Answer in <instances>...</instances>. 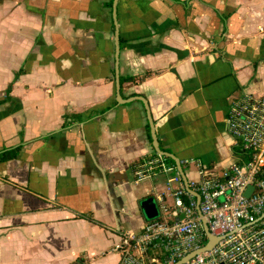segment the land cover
<instances>
[{"label":"crops","instance_id":"0c3cea01","mask_svg":"<svg viewBox=\"0 0 264 264\" xmlns=\"http://www.w3.org/2000/svg\"><path fill=\"white\" fill-rule=\"evenodd\" d=\"M117 69L135 81L118 90ZM9 84L0 264H117L141 201L160 212L175 174L197 178L177 161L220 176L245 159L225 120L232 98L264 95V0H0V101ZM157 155L169 173L136 184Z\"/></svg>","mask_w":264,"mask_h":264},{"label":"built area","instance_id":"2783aa9c","mask_svg":"<svg viewBox=\"0 0 264 264\" xmlns=\"http://www.w3.org/2000/svg\"><path fill=\"white\" fill-rule=\"evenodd\" d=\"M227 111V131L245 159L220 176L194 159L179 161L194 164L197 178L183 183L175 174L169 180L178 184L172 205H161L159 217L139 232L120 233L113 247L117 264H176L207 243L204 225L215 244L183 264H264V95L234 97ZM170 170L163 156L149 157L135 166L133 180L137 184ZM248 187L253 190L246 196Z\"/></svg>","mask_w":264,"mask_h":264},{"label":"water","instance_id":"95a60500","mask_svg":"<svg viewBox=\"0 0 264 264\" xmlns=\"http://www.w3.org/2000/svg\"><path fill=\"white\" fill-rule=\"evenodd\" d=\"M117 44H118V41H117ZM117 44H116V63H117V60H118V52H119V45H117ZM118 78H119V76H118V69H117V75H116L115 79H116L117 89L119 90L120 85H119V79ZM118 97H120V96L118 95ZM139 100L145 105L146 110L148 111L147 105L143 101V99L139 98ZM150 126H151V129H152L151 130V136H152V141H153V145L152 146H154V148L157 151V153H159L161 155H167V154L163 153L162 151H160L159 147L157 146L158 142H157V138L155 136V133L153 131V123L150 122ZM177 163L179 164V161H177ZM252 190H253L252 187H248L246 192H245V195L249 196V194L252 192ZM195 196L199 200V196L197 194ZM140 207H141V210L143 212V215L145 217L146 222L150 221V220L157 219L159 217V213H158L159 209L157 207V204H156V201L154 200V198L148 197V198L142 200L141 203H140ZM204 231H205V234H206V237H207V243L205 245H203V247H201L200 249L195 250V251L191 252L190 254H188L187 256H185L183 259L178 261L176 264H183L185 261H188L190 258L194 257L195 255L203 253V252H206V251L210 250L213 247V245L216 242L215 237H213L208 232V229H207L206 225H204Z\"/></svg>","mask_w":264,"mask_h":264},{"label":"trees","instance_id":"16d2710c","mask_svg":"<svg viewBox=\"0 0 264 264\" xmlns=\"http://www.w3.org/2000/svg\"><path fill=\"white\" fill-rule=\"evenodd\" d=\"M23 71H19L15 74V79L18 78V76L22 73ZM120 79V84H122L123 82H126V81H129V82H134L135 80L134 79H130V78H119ZM11 86L12 84H9L8 88L6 89L5 93H6V96H5V99L0 101V104L3 103L4 101L8 100L9 99V93H10V89H11ZM65 118V123L64 125H66L67 123L69 122H75V120H79V116L78 115H71V114H67L64 116ZM20 151V147H16L14 149H11V150H8V151H5L4 153L1 154L0 156V160L1 161H8V160H11V159H15L17 156H18V153ZM169 163L173 164V161L169 158H165Z\"/></svg>","mask_w":264,"mask_h":264}]
</instances>
